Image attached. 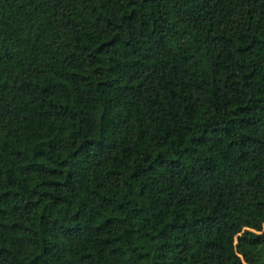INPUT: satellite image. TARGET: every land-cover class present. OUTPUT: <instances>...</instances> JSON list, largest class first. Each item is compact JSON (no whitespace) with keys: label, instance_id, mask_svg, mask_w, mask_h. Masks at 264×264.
I'll list each match as a JSON object with an SVG mask.
<instances>
[{"label":"trees","instance_id":"trees-1","mask_svg":"<svg viewBox=\"0 0 264 264\" xmlns=\"http://www.w3.org/2000/svg\"><path fill=\"white\" fill-rule=\"evenodd\" d=\"M0 264H264V0H0Z\"/></svg>","mask_w":264,"mask_h":264}]
</instances>
